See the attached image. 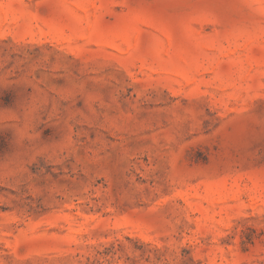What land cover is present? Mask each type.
<instances>
[{
  "label": "rangeland",
  "instance_id": "374dc122",
  "mask_svg": "<svg viewBox=\"0 0 264 264\" xmlns=\"http://www.w3.org/2000/svg\"><path fill=\"white\" fill-rule=\"evenodd\" d=\"M0 264H264V0H0Z\"/></svg>",
  "mask_w": 264,
  "mask_h": 264
}]
</instances>
